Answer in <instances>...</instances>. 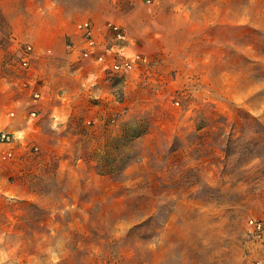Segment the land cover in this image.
<instances>
[{
  "label": "rangeland",
  "instance_id": "374dc122",
  "mask_svg": "<svg viewBox=\"0 0 264 264\" xmlns=\"http://www.w3.org/2000/svg\"><path fill=\"white\" fill-rule=\"evenodd\" d=\"M108 3L94 18L143 60L93 97L91 122L0 144V264H256L264 0ZM23 37L1 29L0 57L22 64Z\"/></svg>",
  "mask_w": 264,
  "mask_h": 264
},
{
  "label": "crops",
  "instance_id": "0c3cea01",
  "mask_svg": "<svg viewBox=\"0 0 264 264\" xmlns=\"http://www.w3.org/2000/svg\"><path fill=\"white\" fill-rule=\"evenodd\" d=\"M109 1L0 0V30L7 25L13 34L27 35L24 40L34 47L30 68L16 64L15 59L0 57V68L17 71L13 77L0 73V129L12 132L17 140V133L34 130L39 133L36 140H41L40 130L47 125L78 129L82 122L92 121L82 118L88 108L95 106L93 97L103 94L102 88L112 79H106L99 62L80 58L78 48L83 40L77 24L92 20L100 38L108 43L104 28L111 21L94 17L104 15V9L95 11L96 5ZM14 39L10 37V42ZM12 84L18 88L13 90Z\"/></svg>",
  "mask_w": 264,
  "mask_h": 264
},
{
  "label": "built area",
  "instance_id": "2783aa9c",
  "mask_svg": "<svg viewBox=\"0 0 264 264\" xmlns=\"http://www.w3.org/2000/svg\"><path fill=\"white\" fill-rule=\"evenodd\" d=\"M98 28L90 19H85L77 24V31L83 40L78 48L80 58H88L92 61L102 64L103 71L107 80L113 77H121L133 71L143 60V56L137 52H130L126 46V33L122 25L109 22L104 28V32L108 37V43H104L97 32ZM112 42V44H111ZM25 58H23L22 66L30 68L32 57V46L27 45ZM73 49V47L71 48ZM36 97L40 95L35 94ZM36 113L33 112L32 115ZM16 137L12 132L0 129V144L11 146ZM11 154V152H9ZM253 226V234L256 237L262 236L264 232L263 222L260 220H250ZM256 264H264V258L258 259Z\"/></svg>",
  "mask_w": 264,
  "mask_h": 264
}]
</instances>
